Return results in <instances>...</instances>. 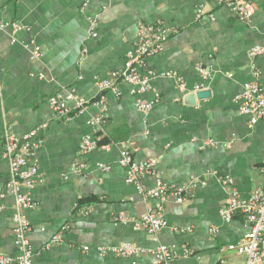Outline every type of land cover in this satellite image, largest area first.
<instances>
[{"label": "crops", "instance_id": "crops-1", "mask_svg": "<svg viewBox=\"0 0 264 264\" xmlns=\"http://www.w3.org/2000/svg\"><path fill=\"white\" fill-rule=\"evenodd\" d=\"M250 1L256 12L242 21L226 0H0V21L19 25L0 29V141L7 132L42 127L35 152L43 180L25 189L38 203L25 212L33 225L28 234L33 264H152V250L161 244L178 253L172 264H221V259L243 264L244 255L224 248L246 234L244 216L238 213L226 222L219 210L229 199L224 177H232L245 198L264 183V119L251 126L235 101L243 84L254 79L249 49L264 45V0ZM198 7L205 10L201 17ZM157 21L167 25L170 36L148 59L155 73L149 90L137 94L120 83L117 92H105L107 116L96 132L88 120L102 112L97 81L124 67L140 23ZM36 46L41 48L37 59ZM255 65L264 84V55ZM200 67L210 71L209 78ZM197 85L210 96L187 98ZM56 94L70 105L75 100L69 95L91 104L86 113L65 120L48 103ZM140 99L153 102L152 107L139 109ZM86 135L98 138L99 145L85 154L80 144ZM121 142L133 143L137 160L157 158L156 174L144 178L147 187L157 179L207 183L182 203L146 197L126 181L118 162ZM75 163L84 164V170L72 171ZM8 170L0 155V193L5 194L0 253L17 256L21 249L12 231L15 194L7 184ZM160 207L170 227L150 233L137 224L143 213ZM121 213L127 222L116 220ZM66 225L63 240L52 243ZM125 242L145 251L133 257L98 251ZM184 247L192 253L183 254Z\"/></svg>", "mask_w": 264, "mask_h": 264}, {"label": "built area", "instance_id": "built-area-1", "mask_svg": "<svg viewBox=\"0 0 264 264\" xmlns=\"http://www.w3.org/2000/svg\"><path fill=\"white\" fill-rule=\"evenodd\" d=\"M209 1V0H206ZM221 2L222 0H218ZM225 5L229 7L233 13L242 21L250 19L256 12V5L250 0H226ZM205 13L204 7H198L197 17H201ZM92 34L97 35L95 31V20H90ZM11 26L15 29L19 28L17 22L0 21V29ZM170 36V29L163 21H157L153 24L140 23L138 40L126 55L125 65L122 69L111 71L105 79L97 81L100 92L102 93L97 101L102 106V112L99 115L92 116L88 120V124L97 132L102 129L107 114L106 94L107 91H118L120 83H128L133 87L132 92L141 94L149 90L151 79L155 76L152 69L149 68L148 59L163 50L164 44ZM248 55L251 61V69L254 79L243 84V90L235 98L238 105V111L241 115L248 118L251 126L257 124L264 119V84L261 83L260 73L255 65V59L264 55V45H256L249 49ZM41 56V48L36 46L33 51V58L37 59ZM201 74L205 78H209L210 71L204 67L199 68ZM168 76H174L168 72ZM230 76L232 74H229ZM179 85L186 89V83L182 78L177 77ZM194 92L201 90V85H197ZM68 98L75 100L70 105L67 98L62 94H56L49 97L48 103L55 111L57 116L70 120L75 115L86 113L91 100L83 96L69 95ZM153 102H144L141 99L137 101V107L142 110L151 108ZM42 127L35 128L24 134L15 132H7L0 141V155L7 162L9 168L8 187L15 194V202L12 214V231L16 245L21 249L17 256H10L0 253V264H33L32 249L28 234L32 230L33 225L28 220L25 212L27 209L34 208L38 203L30 196L25 189H32L38 182L43 180L40 173L39 163L36 157V146L39 141L38 136ZM99 145V139L92 135L83 137L80 144L82 153H90ZM120 157L119 164L126 169V181L134 184L136 188L146 197L161 199L162 201L173 198L176 202L182 203L189 197L194 196L198 187L206 185L205 180L192 178L184 184L174 185L157 179V183L153 187H147L144 178L148 175L156 174L158 160L150 157L143 160H137L134 153L133 143H119ZM99 166L109 170L110 166L100 163ZM72 171L79 172L84 170V164L75 163ZM224 189L228 191L229 199L223 205L219 212L224 221L230 222L240 213L244 216L248 230L246 234L237 243L230 244L224 248L228 251H236L245 256L243 264H264V183L261 187L254 190L249 197L245 198L234 185L232 177L226 176L222 180ZM5 194L0 193V199ZM3 205L0 204V209ZM162 208L150 209L137 219V224L145 227L150 233H157L165 227H170L169 222L161 213ZM91 209L87 208L83 213L88 215ZM117 221L127 222L123 213L116 218ZM68 225L63 230L53 235L51 242L58 243L63 240V233L67 230ZM174 228V227H173ZM176 230V228H174ZM215 231L216 229L213 228ZM84 249H89L88 246ZM98 251L101 255L113 253L117 256L133 257L139 255L145 250L135 246L132 243H122L115 246H100ZM154 260L152 264H172V260L178 255L176 250L170 245L161 244L152 250ZM192 251L188 247L183 248V254L189 255ZM138 264V263H133ZM221 264H225V260L221 259Z\"/></svg>", "mask_w": 264, "mask_h": 264}, {"label": "water", "instance_id": "water-1", "mask_svg": "<svg viewBox=\"0 0 264 264\" xmlns=\"http://www.w3.org/2000/svg\"><path fill=\"white\" fill-rule=\"evenodd\" d=\"M210 93H211V91L209 90V89H201V90H199V91H196V92H192L191 94H189L188 96H187V98L189 97V98H207V97H209L210 96ZM190 104H192V103H190Z\"/></svg>", "mask_w": 264, "mask_h": 264}]
</instances>
